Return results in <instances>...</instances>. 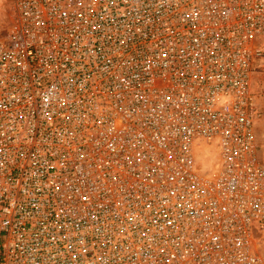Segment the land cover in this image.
Listing matches in <instances>:
<instances>
[{"label": "built area", "instance_id": "built-area-1", "mask_svg": "<svg viewBox=\"0 0 264 264\" xmlns=\"http://www.w3.org/2000/svg\"><path fill=\"white\" fill-rule=\"evenodd\" d=\"M263 60L264 0H17L0 264H264Z\"/></svg>", "mask_w": 264, "mask_h": 264}, {"label": "rangeland", "instance_id": "rangeland-1", "mask_svg": "<svg viewBox=\"0 0 264 264\" xmlns=\"http://www.w3.org/2000/svg\"><path fill=\"white\" fill-rule=\"evenodd\" d=\"M17 0H0V40L8 35L10 24L15 16ZM252 85L258 95L264 94V60L261 66L252 75ZM260 101L257 103L259 104ZM260 120L257 122L255 135L257 142V155L264 162V108Z\"/></svg>", "mask_w": 264, "mask_h": 264}, {"label": "clouds", "instance_id": "clouds-1", "mask_svg": "<svg viewBox=\"0 0 264 264\" xmlns=\"http://www.w3.org/2000/svg\"><path fill=\"white\" fill-rule=\"evenodd\" d=\"M234 102V98L229 93H218L215 97H213V106L216 110H227L231 104ZM220 144L219 140H214L213 145L216 148V151H219L218 145ZM216 163L214 162L212 165H209L207 163H204V169L207 171H215ZM197 166H199V162L197 163Z\"/></svg>", "mask_w": 264, "mask_h": 264}]
</instances>
